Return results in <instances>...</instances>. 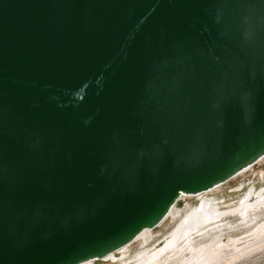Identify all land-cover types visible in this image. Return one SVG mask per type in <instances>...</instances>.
<instances>
[{
	"label": "water",
	"instance_id": "water-1",
	"mask_svg": "<svg viewBox=\"0 0 264 264\" xmlns=\"http://www.w3.org/2000/svg\"><path fill=\"white\" fill-rule=\"evenodd\" d=\"M264 156V0H0V264H80Z\"/></svg>",
	"mask_w": 264,
	"mask_h": 264
},
{
	"label": "bare ground",
	"instance_id": "bare-ground-1",
	"mask_svg": "<svg viewBox=\"0 0 264 264\" xmlns=\"http://www.w3.org/2000/svg\"><path fill=\"white\" fill-rule=\"evenodd\" d=\"M224 183L203 193L182 194L180 199L193 196L197 202L181 208L177 201L157 226L105 257L80 264H234L264 251V186L253 185L236 202H221L211 195Z\"/></svg>",
	"mask_w": 264,
	"mask_h": 264
},
{
	"label": "rangeland",
	"instance_id": "rangeland-1",
	"mask_svg": "<svg viewBox=\"0 0 264 264\" xmlns=\"http://www.w3.org/2000/svg\"><path fill=\"white\" fill-rule=\"evenodd\" d=\"M253 185H255L257 188H261L264 186V158L249 170L230 179L226 183L222 184L221 187L219 186L213 189L216 192H214L211 197H219L218 199L221 202L223 200L236 202ZM188 202L195 204L197 202V199L193 196L182 197L180 200H178L177 206L183 208ZM165 228L167 229V227H164L163 229ZM154 229H159V226ZM97 261L98 260H96V264L101 263L100 261ZM234 264H264V251H260L255 255L249 257L248 259L238 260Z\"/></svg>",
	"mask_w": 264,
	"mask_h": 264
}]
</instances>
